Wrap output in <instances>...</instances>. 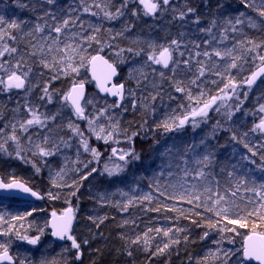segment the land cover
Instances as JSON below:
<instances>
[{
    "label": "trees",
    "instance_id": "1",
    "mask_svg": "<svg viewBox=\"0 0 264 264\" xmlns=\"http://www.w3.org/2000/svg\"><path fill=\"white\" fill-rule=\"evenodd\" d=\"M22 2H26V0H22ZM104 2L105 0H87V3L92 6V12H100V9L95 8L94 3L103 5ZM187 2L190 3V6L198 9L197 14L201 16L198 26L191 23L194 18L191 15L184 22L172 20L174 13L171 11V7L163 14L158 12L154 17L141 14L137 19L131 16L132 8L137 6L133 3L130 4L126 15L110 21L103 18V12H100L98 16H93L91 12L84 13L80 8V0H58V6L65 8V15L67 14V7L74 8L76 12L73 13V17L78 16L84 23L81 25L78 22L59 35L57 44H52L51 39H44L45 36H49V29H45L42 33H35V39L26 35L29 28L36 22V16L40 14L39 11L33 14L26 9L18 8L13 0H0V14L5 15L7 19L10 20L15 17L19 20L30 21V24L24 27L23 33L13 32V35L17 37L15 41L6 40L10 47L17 48L18 51L0 56V62H8V66L11 67L20 61L23 65L20 71L32 69L29 73V84L37 85L32 89L29 99L22 95L24 90L13 88L11 92H6L0 86V128L4 129V133L0 134V142L12 134L11 125L14 121L27 119L23 107L26 101H29L33 106L39 105L41 101L38 97L42 94L44 84L54 75L49 69L43 68L39 63L40 58L47 59L52 64L63 57L65 65L70 58L72 66L78 67L76 73L61 74L59 79L51 80L49 90L56 96L67 92L73 81L78 83L88 79L87 63L90 57L96 53H102L113 62L115 60L111 53L118 52L126 59L125 64L128 65L126 70L129 76V70L133 66L146 65L144 63L147 60L146 41L167 44L173 38L181 40L179 49V52L183 53L181 60H189L190 63L189 65L181 64L175 75L173 72L170 73V67L163 68L161 65L149 62L146 65L149 71V74H146L147 79H141L140 87L137 88L136 79L124 76L122 69L118 66V79L125 83L126 90H135L137 100L145 96L150 99L149 93H154L157 90L153 88L154 84L164 93L163 102L159 98L155 101L157 111L156 115L152 116L139 107L133 110V98L128 95L127 91L125 92V98L121 104L127 111L117 109L115 117L120 120L121 129L131 132L137 131L139 124L144 119L148 120V126L151 127L163 117L166 110L176 108L180 103L187 104L185 95L175 92V82L181 81L183 82L181 86H187L192 79L198 77L199 65L197 61L203 62L209 71L204 76L199 77L198 85H191L193 95H198L201 89L219 95L218 88L222 87L223 83L221 82L222 78L216 76L215 72H223L231 63L232 57H217L213 50H219L223 53L228 49H234L233 56L243 57L244 49L236 42L246 38L252 39L256 43L264 41V26L252 28L245 20L243 26L237 25L241 30L233 32L231 26L224 23L229 18L234 22L240 13H244L245 17L257 18V13L249 7H245L242 0H208L207 7L202 0H187ZM260 2L261 0H254L257 5ZM112 3L114 6L106 10L114 12L115 6H119L121 0H112ZM185 3L186 0H171V5L178 9ZM218 5H222V7L218 8ZM55 10L53 8V11ZM213 16L217 18L218 23L217 26L213 27L211 36L208 33L200 32L199 28L207 27ZM125 24H131L132 28L123 36H116L115 33L123 30ZM90 25L101 29L96 33L100 40L99 44L95 41L89 42L81 39L83 36L92 35L94 29ZM221 28L225 29L227 38L221 37ZM182 32L185 35L181 37L180 33ZM72 33H78V35L72 36ZM57 35V33L51 32L52 38H56ZM205 40L210 41L208 45L203 43ZM193 41L199 47H195ZM66 44H72L73 47L65 48ZM33 45L36 47L33 48ZM40 45H44V52L42 53L39 52ZM49 45H51V51H49ZM2 48L3 44H0V50ZM128 48L134 50L144 48L146 51L140 56H134L127 51ZM121 49L125 51L121 53ZM204 51L212 53L211 57L203 56ZM30 52H37V55H29ZM257 52L264 55V48L257 49ZM253 55L255 53L246 57L247 64L244 63L243 59L237 61L238 64H243L246 70L241 72L237 68L232 70L231 74L240 80L248 76L255 68V65L251 63ZM82 57L84 58V66L80 67ZM56 67L59 68L60 65L56 64ZM161 71L164 72V80L160 78ZM132 75L139 78L140 73L134 71ZM224 75L227 76L228 73L225 72ZM168 77H172V79L170 80ZM214 80L217 81L216 84L212 83ZM263 83L264 80H258L251 90L242 87V92L239 93L242 99L243 91L249 93L242 106L243 110L236 113L232 121L224 123V127L232 128L238 137L242 133L248 132V136L244 138V143L252 148V152L248 151L244 143L233 141L230 131H218L216 138L211 143L223 145L217 150V158L223 163L225 171L221 172V165L217 164L212 169L216 174L215 180L209 178L211 182L196 181L198 187L193 196L199 195L200 200H193L191 204L188 203V199L192 197L180 185L184 184L185 188H190L193 183L192 178L184 177L182 169L185 166L178 158L160 157L158 153L162 151V147L156 151L151 149L153 144L151 133L146 140L140 139V136L134 138L135 149L140 154L141 159L128 167L125 172L113 177H109L106 173L100 176H95L92 173L87 179L81 181V176L84 175L83 164L91 160V166L94 163L98 167L101 166V161H105L106 151L109 150H105V147L111 146L110 142L106 143L96 139L85 127L86 123L83 119H78L80 120L78 126L84 132L90 146L96 147L101 153L99 161L92 160L91 153H85L83 148L79 146L80 137L74 136L67 129L66 125L69 121L74 125L76 123V117L71 110L68 112L60 111L55 121L47 124V128L52 129V142H58L60 137L65 140L72 137L69 141L70 146H61L53 156L40 159L32 155L33 152L38 151L35 144L48 134L46 129L35 128L34 130L29 129L27 133H22L17 128L16 135L20 138L21 151L26 157L35 159L37 165L41 167V171L36 173L31 163L25 164L16 157L12 159L11 157L15 155L16 146L9 141L7 148L12 155L0 154V176L4 181H8L14 176L26 182L30 187L40 192L43 199L41 201H28L0 197V216H3V221H0V243L10 242V253L16 258V264H20L21 261H24V264H41L42 261H48L49 264H198V262L199 264H217L214 258L209 255L210 250L215 251L217 247L213 241L220 240L223 236V250L235 252L236 249L241 248L242 238L248 232L264 233V219H261V216H264V208L260 206V198L255 192L246 191V188L253 185L249 183L237 186V177H247L248 179L254 177L258 183L261 178H264V171L257 167V165L264 163V160L261 159L264 157V133L250 131L253 125L258 123L261 116L264 115L258 111V105L264 103V98H261L264 97V85L261 89L258 87ZM257 87L258 89H256ZM92 91L94 88L89 86L88 93ZM169 93L175 97V100L168 99ZM42 103H48V101L45 100ZM230 103H235V101L232 100ZM17 108H19L18 113L14 112ZM217 119L222 120L223 118L214 112L205 128H199L195 132H184L183 136L170 137L169 142L181 144L184 141L199 140L211 130L212 124ZM57 125L61 127L57 128ZM29 137L32 138L31 145L29 144ZM155 139H160L159 134L155 136ZM48 146L51 147V144ZM78 150L80 152L79 157L77 156ZM244 156H248L249 159L243 160L242 157ZM77 161L81 162L79 164L80 173L75 171L77 164L74 162ZM177 164L180 165L179 168ZM168 165L171 166L168 167ZM91 166L88 168L89 172H91ZM188 167L191 168L192 165L189 164ZM61 168L65 169L64 179L61 181L57 178L56 184H53L52 178ZM161 171H163L162 176L160 175ZM228 171H233L234 175L229 177ZM169 172H172L171 176L168 175ZM185 180H187V184L184 183ZM72 181L77 182V187H71ZM157 185H159V189ZM172 185L176 187H172ZM205 187L210 188L211 191H204ZM73 192L76 194L72 195ZM161 192L164 195H161ZM49 193L56 198H50ZM147 195H150L152 199H144ZM220 196L224 197V201L219 207L230 208L229 219L246 217L248 228L241 229L238 225L228 224L226 220L216 216L214 212L206 211V207H213L209 197L214 200ZM125 204L128 207L126 210H122ZM67 206H74L76 209V218L71 234L74 233L73 236L81 244L82 258L80 260L75 259L76 252L71 250V241L67 239L61 242L55 241L49 235L48 212L50 210L61 211ZM34 209L35 211H33ZM253 212L256 214L249 217L248 214ZM25 213H31V215L24 216ZM20 216H24L23 220L12 219V217ZM89 217H92L96 223H99L100 218L105 219L97 229L96 223ZM209 221L212 223L219 222L228 228L235 227L240 234L237 235L233 232L221 234L218 230L213 229L207 238L201 240L200 237L203 236L204 232L209 231L207 226ZM9 225L15 231L9 232L5 236L3 232L7 231ZM42 228L44 233L40 235ZM157 229L160 231L158 232ZM176 229L181 231L178 232ZM165 230H171L167 236ZM16 231L20 235L29 237L40 235V240L36 245L29 244L27 241L20 240ZM137 237H139V242L132 243ZM185 237L188 239L185 240ZM229 238L235 242L229 243ZM84 240H88V244H83ZM173 241H178V243H173ZM165 245H168L166 249L164 248ZM65 249L69 251H65ZM158 249H164V251L159 252ZM129 252L131 255L128 254ZM153 253L157 254L153 255ZM205 257H207L206 262ZM235 261L236 257L233 255L229 259V264H235ZM248 264L254 263L248 262Z\"/></svg>",
    "mask_w": 264,
    "mask_h": 264
},
{
    "label": "snow or ice",
    "instance_id": "2",
    "mask_svg": "<svg viewBox=\"0 0 264 264\" xmlns=\"http://www.w3.org/2000/svg\"><path fill=\"white\" fill-rule=\"evenodd\" d=\"M205 7L208 6V0H202ZM13 3L20 9H26L33 14L39 11V15L36 16V22L32 27L29 28L26 35L32 36L35 39V33H42L45 29H49V36H45V40L51 39L52 44H57L59 40V35L66 32L72 26L76 25L78 22L82 25L84 22L80 20L78 16L73 17V13L76 12V9L67 7V14L65 15V8L58 6V0H26V2H22V0H13ZM135 3L137 6L133 7L131 10V16L133 18H139L141 14L144 16H155L158 12L163 14L168 11L171 7V11L174 13L172 20H179L184 22L187 20L189 15L193 16L191 23L194 25H199L201 21V16L198 15V9L190 6V3L187 2L181 6V8H176L171 5V0H121L119 6H115V11H110L106 9H110L113 7L112 0H105L103 5L101 3H94L95 8L100 9V12H103V18L107 20H116L120 17H123L127 14V10L130 4ZM242 3L245 7L251 8L254 12L257 13V18H253L251 16L245 17L244 13H240L234 20L229 18L224 21V23L228 26H231V31L239 32L241 29L237 27V25L243 26L245 20L247 24L252 28H257L258 26H264V0H261L260 4L257 5L254 3V0H242ZM45 6H48L47 8ZM222 7V5H218V8ZM53 8L56 10L53 11ZM80 8L84 13H89L93 16L100 15V12H92V6L87 3V0H80ZM42 21V22H41ZM51 21V23H49ZM171 23V21H169ZM217 18L213 16L209 25L205 28H199L200 32L208 33L210 36L213 31V27L217 26ZM30 21L28 20H19L17 18L7 19L5 15L0 14V44H3L2 50H0V56H4L5 53H16L18 51L17 48L10 47L6 40L15 41L17 37L13 35V32L23 33L24 27L29 25ZM91 26V25H90ZM93 27V33L90 36H83L81 39L85 41H95L97 44L100 43V40L97 38L96 33H98L101 29L96 26ZM132 28L131 24H125L123 30L115 33L116 36H123L125 32L129 31ZM109 31H111L109 29ZM51 32L57 33L56 38L51 37ZM78 33H72V36H76ZM185 33H180L182 37ZM221 37L227 38L225 35V29L221 28ZM114 38V37H113ZM209 40H205L203 43L205 45L209 44ZM147 44V60H145V64H155L161 65L163 68H172L173 74L178 71L179 66L189 65V60H179L174 57L175 52H179L181 40L171 39L167 44H160L156 41H146ZM195 47H199L195 41L192 42ZM237 45L244 49V56H233L234 49H228L225 52H221L219 50H213L215 56L217 57H232V61L223 72L216 71L215 75L221 77V82L223 86L218 88L219 95L211 94L210 92H206L203 89L199 92L198 95H193L191 90V85H198L199 77L205 75L209 69L204 65L203 62L197 61L199 67L197 71L199 72V76L192 79L187 86H181L183 82L176 81L175 82V92L184 94L185 99L187 100V104L180 103L176 108H172L170 110H166L161 119L155 122V124L151 127L148 126V120L144 119L142 123L139 124L138 130L131 132L128 134L127 130H120V120L115 116H107L108 112L113 109H124V106L121 104V101L125 98V92L127 91L128 95L132 96V108L133 110L138 107L141 108L145 113H150L152 116L156 115V105L155 101L159 98L161 102H163L164 93L161 89L158 88L157 85H153L154 89H157L154 93H149L150 99L148 96L141 97L140 100H137L135 90L127 89L124 83L119 85L113 84L111 87H108L109 82L112 77L116 75V68L112 64H108L107 61L104 63L107 65L109 71L104 76L103 80L99 77L96 78L97 87L100 92L107 93L114 97H118L114 104H107L101 107L96 114L95 117L89 118L85 114V108L82 106V102L85 101V92H84V82L76 83L73 81L71 88L64 93L61 97L62 106L71 107L73 110V114L80 118L88 121L89 131L92 132L98 140L102 139L106 143L109 140H112L114 136L123 135L125 141L128 143L127 148H116L113 147L111 154L108 160L104 164L103 173H106L109 177L119 176L121 173L125 172L128 167H131L138 161H140L141 156L136 151L134 145V138L141 135L143 132L145 138H149V133L152 134L151 138L153 139V144L151 145V149L156 151L159 147H162V151H159L160 157H169V158H178L181 163L185 166L182 171L184 177H191L193 183L190 188H185L184 184H181L180 187L184 189L188 195L192 198L188 199V203H193V200L199 201L200 196L194 195L193 193L196 191L198 185L196 181L200 182H211V180L216 179V174L212 171L215 165L220 164V171L224 172L225 167L222 162H220L217 158V150L223 145L212 144L211 141L216 138L217 132L220 130L230 131L232 133L231 139L233 141H238L239 143H244V138L248 136V132H244L241 136H237L236 131H233L232 128H225L224 123L226 121H232L234 115L243 110L242 106L245 100L248 98V91H243V99L239 95L242 87H246L248 90H251L253 86L257 83L258 80H264V55H260L257 52V49L264 48V41L256 43L252 39L246 38L245 40H238ZM36 45H33L35 48ZM72 44H66L65 48H72ZM79 47V46H77ZM75 50V49H73ZM49 51H51V45H49ZM124 49H121L120 52L123 53ZM127 51L132 53L134 56H140L145 53L144 48H140L139 50H134L133 48H128ZM39 52H44V45L39 46ZM255 53L252 56L251 63L255 65L254 70L250 72V74L244 77L242 80L238 79L237 76H233L231 74L232 70L239 68L240 71L246 70L243 64H238L237 61L244 60V63L247 64L248 61L246 57L249 54ZM29 55H37V52H30ZM182 56L183 53H180ZM199 55V53H197ZM212 53L209 51H204L203 56L211 57ZM83 57L81 58L82 62L80 67H83ZM98 60H103V57L96 55L91 57V63L93 67H95V62ZM258 60V63H257ZM39 63L45 69H49L54 73L51 79L44 84L42 89V94L38 97V99L43 102L47 100L49 103L53 101L54 93L49 90V84L51 80L59 79L61 74L69 75L70 73L78 72V67L72 66L71 60L69 58L67 64L65 65V60L63 57L59 61H55V63L50 64L47 59L40 58ZM56 64H59L60 67L57 68ZM23 65L20 61H17L15 65L8 67V62H0V72H3L6 75V79L4 75H0V85L3 86L4 90L9 89H20L24 90L25 94L31 93L32 89L37 87V85L29 84V73L32 71L29 68L27 71H20ZM215 67V65H213ZM134 71H139V78L132 75ZM155 71V69H153ZM227 72L228 75L225 76L224 73ZM161 80L165 79L164 72H160ZM239 75V73H238ZM129 76L132 79H136L137 88L140 87L141 79L146 80L147 77L143 73L142 69L140 70H129ZM168 79H172V77H168ZM213 84H216L217 81H212ZM264 98V97H261ZM169 100H175V97L168 94ZM234 100L235 103H230V101ZM87 104L94 105L93 100H87ZM25 109V114L27 119L21 121H14L11 125L12 134L9 135L6 139H3V142H0V152H4L7 155H12L11 152H8L7 144L9 141L15 143L16 151L15 157L20 159L25 164L31 163L32 167L35 169L36 173L41 171V167L37 165L35 160H29L21 151L20 147V138L16 135L17 128L22 133H27L28 130L33 126H39L42 129H46L47 133L43 136V139L35 144V148L38 150L33 152V157H38L40 159L50 157L55 155L61 146H70L69 141H71L72 137H69L68 140H65L63 137H60L58 142H52L51 133L52 129L47 128V124L49 121L54 122L57 115L59 113H53L51 115L46 112H41L39 110V105L33 106L29 101H26L23 105ZM127 111V109H124ZM215 112L220 115L223 119H217L214 124H212L211 130L206 132L203 137L199 140H193L192 142L184 141L181 144L170 143L169 138L173 136H183L184 132L189 128L192 132H195L197 129L201 127V125H207L211 119L210 113ZM258 111L260 113H264V103H260L258 105ZM14 112L18 113L19 108L15 109ZM247 114V112H245ZM108 118L107 126L101 124L99 125V131H96L95 125L97 124L100 117ZM61 127L57 125V128ZM67 129L73 133L74 136L80 137L79 146L83 148L85 153L90 152L92 156V160L99 161L101 158V153L95 148L91 147L88 139L85 137L84 132L79 128L78 125H74L71 121L66 125ZM251 132H260L264 133V115L261 116L258 123L254 124L250 129ZM4 133V129L0 128V134ZM159 134L160 139H155V136ZM119 143V141H116ZM29 144H32V138L29 137ZM51 144V147L48 145ZM244 146L248 148L249 152H252V148L249 147L247 143H244ZM31 150V149H29ZM199 150V151H198ZM80 152L77 151V156L79 157ZM255 155V153H253ZM243 160H248V156L242 157ZM264 160V157L261 158ZM77 164L75 171L77 173L81 172V167L79 164L81 162H74ZM92 161H88L83 164V172L84 175L81 176V181L87 179L91 176L92 173L98 171L97 168H92L91 172L88 171V168L91 166ZM191 164L192 167L189 168L188 165ZM171 165H168L170 167ZM179 168L180 165L177 164ZM234 167V166H233ZM257 167L264 171V163L257 165ZM65 175V169L61 168L60 171L56 172L55 177L52 178V183L56 184V179L59 178L63 181ZM160 175H163V171H161ZM169 176L172 175V172L168 173ZM234 175L233 171H228V176L232 177ZM211 178V180L209 179ZM239 187L240 185H247L251 183L253 186L250 188H246V191L255 192L256 195L260 198V206L264 208V178H261V181L258 183L256 178L248 179L247 177H237ZM219 183V181H216ZM187 184V180L184 182ZM71 187H77V182L72 181ZM151 187V185H150ZM172 187H176L172 185ZM159 189V185H157ZM0 189L3 190H19L23 193L30 194L33 197L40 198L39 193L37 191H33V189L26 183L20 179L11 177L7 182L3 179H0ZM204 191H211L210 188L205 187ZM76 193L73 192L72 195ZM124 195V193H121ZM161 195H164L161 192ZM50 198H56L49 193ZM183 198V197H181ZM144 199L151 200L152 197L147 195ZM213 207H206L207 212H214L216 216L222 217L227 221L228 224L238 225L239 228L245 229L248 228L247 218L241 217L240 219H229L230 208L229 207H219L221 203L224 201V197L220 196L218 199H211L209 197ZM119 206V205H117ZM199 206V205H197ZM128 207L127 204L123 206L122 210H126ZM35 211V209L33 210ZM159 211V209H156ZM72 209L68 208L65 210L64 214L61 216H57L55 211L52 212V219L48 222L52 229V236L58 237L61 240L67 239L71 241V250H75L76 252V260H80L82 258L81 252V244L77 242V239L71 234V218ZM256 213H249V217L255 215ZM31 215V213H25L24 216ZM197 215H200L197 213ZM24 216L20 217H12V219H20L23 220ZM90 220H93L94 223L96 221L89 217ZM105 218H100L99 223H96L97 229H99L100 224L103 223ZM261 219H264V216H261ZM0 221H3V216H0ZM209 231L204 232L203 236L200 237L201 240L207 238L210 234V231L213 229L218 230L221 234L227 232H233L239 235L235 227L228 228L227 226L221 225L219 222L212 223L209 221L208 223ZM255 227V225H253ZM15 231L14 228L9 225L7 231L3 232V235L7 236L9 232ZM159 232L160 229H157ZM171 230H165V235H168V232ZM176 231H181L180 229H176ZM44 229H40V235H43ZM16 235L20 240L27 241L29 244L36 245L40 240V235L35 237H29L27 235H20L18 231H16ZM123 238V237H122ZM188 238L185 237V240ZM139 242V237L132 241V243ZM229 243H234L235 241L229 238ZM173 243H178V241H173ZM215 245H217L215 251L209 252L217 264H229V259L231 256L236 257L235 264H248L249 261L255 260L257 264H264V234H258L255 231L250 232L248 235L243 237V244L240 249H236L235 252L232 250L224 251L222 248L223 244V236L220 240L213 241ZM83 244H88V240H84ZM168 245H165L166 249ZM65 251H69L65 249ZM159 252H163L164 249H158ZM131 255V252L128 253ZM157 253H153L156 255ZM205 262L207 261V257L204 258ZM0 264H16V258L10 254V242L9 243H0ZM20 264H24V261H21ZM41 264H49L48 261H42ZM199 264V262H198Z\"/></svg>",
    "mask_w": 264,
    "mask_h": 264
},
{
    "label": "rangeland",
    "instance_id": "3",
    "mask_svg": "<svg viewBox=\"0 0 264 264\" xmlns=\"http://www.w3.org/2000/svg\"><path fill=\"white\" fill-rule=\"evenodd\" d=\"M111 56H113V58H114V60L116 61H113V63L114 64H116V65H118L121 69H122V73L124 74V76H128V72H127V67H128V65L127 64H125L126 63V59H125V57H123V56H121L118 52H112L111 53ZM174 57L176 58V59H179V60H181V55H180V52H175L174 53ZM130 65V64H129ZM8 67H10V66H8ZM131 69H134V70H140V69H142V71H143V73L146 75V74H149V71L147 70V66L146 65H143V66H133V68H131ZM170 73L171 72H173L172 71V68L170 67ZM139 72V71H138ZM135 73H136V71H135ZM0 75H4V73L3 72H0ZM4 78H6V75H4ZM128 78H129V76H128ZM84 82H88V80H85ZM124 83V82H123ZM125 84V83H124ZM264 85V83L263 84H260L258 87L261 89L262 88V86ZM0 86H2V85H0ZM3 87V86H2ZM258 87L256 88V89H258ZM6 92H11L12 91V89H9V90H5ZM242 92V91H241ZM22 95L24 96V97H27L28 99L30 98V96H31V93H28L27 95L25 94V92H23L22 93ZM64 95V94H63ZM63 95H54L53 96V101L51 102V103H42V102H40L39 103V110L41 111V112H46L47 114H49V115H51V114H53V113H59L60 111L61 112H68V110H71V107H64V106H62V101H61V97L63 96ZM239 95H241V94H239ZM87 100H93L94 101V105H92V104H87L86 103V101ZM105 103H107V104H114L115 102L114 101H111V100H108V99H105V98H101L99 95H98V93L94 90V91H92V92H90L88 95H87V97H86V100H85V102H84V104H83V107L85 108V114L89 117V118H92V117H95L96 116V114L98 113V111H99V109L101 108V107H103L104 105H105ZM35 107V106H34ZM72 111V110H71ZM116 111H117V109H113V110H110L109 112H108V114H107V116H116ZM214 113V111L213 112H211L210 113V116L212 117V114ZM59 115V114H58ZM107 116L106 117H100L99 118V120H98V122H97V124L95 125V127H96V131H99V125H101V124H103V125H105V126H107V124H108V118H107ZM76 117V116H75ZM79 118L78 117H76V123H75V125H78L79 124V121L80 120H78ZM83 121L86 123V128L89 130V126H88V121L87 120H84L83 119ZM49 122H52V121H49ZM49 122H48V124H49ZM210 122V121H209ZM206 126L205 125H201V127L200 128H205ZM35 128H39V129H42V128H40L39 126H33V127H31L30 128V130H34ZM120 130H121V132H123V129H121L120 128ZM187 131H190V132H192L191 131V129L189 128ZM187 131H185V132H187ZM37 132V131H36ZM92 133V132H91ZM93 134V133H92ZM128 134L130 135L131 134V131H128ZM149 135V134H148ZM93 136L96 138V136L93 134ZM144 139V140H146L147 138H145L144 137V134H143V132H141V135H140V139ZM97 139V138H96ZM102 142H105L104 140H102V139H100ZM116 141H119V143H117ZM108 142H110L111 143V146L110 147H105V150H107V149H109L108 151H106V154H105V157H104V159H105V161H101V166H97V164H93L92 166H91V169L92 168H97L98 169V171L97 172H95V173H93V175H95V176H100V175H102V174H105V173H103V168H104V164H105V162L108 160V158H109V156H110V154H111V151H112V148L113 147H116V148H127L129 145H128V143L125 141V138H124V136L123 135H118V136H114L113 137V139L112 140H109ZM13 145L14 146H16L15 145V143H13ZM15 148V147H14ZM96 148V147H95ZM16 149V148H15ZM97 149V148H96ZM98 150V149H97ZM0 154H2V155H4L5 153L4 152H0ZM14 157H15V155H13L11 158L12 159H14ZM28 157V159H30V160H35V159H31L29 156H27ZM96 165V166H95ZM74 227V226H73ZM72 230H73V228H72ZM75 232V231H74ZM73 235H74V233H73ZM21 261V260H20Z\"/></svg>",
    "mask_w": 264,
    "mask_h": 264
},
{
    "label": "water",
    "instance_id": "4",
    "mask_svg": "<svg viewBox=\"0 0 264 264\" xmlns=\"http://www.w3.org/2000/svg\"><path fill=\"white\" fill-rule=\"evenodd\" d=\"M96 55H99V56L103 57V60L96 61L95 62V67H93V65L91 63V57H92L91 56L90 59L88 60V63H87L88 74H89L91 80L94 82V88H95L96 92L98 93V95L101 98H107L109 100H112V101H115L116 102V100L119 99L118 97H114L112 95H109L107 93H103V92H100L99 91V89L97 87V81H96V78L95 77H99L101 80H103L104 76L109 71L107 65L104 63V61H107L108 64H112L116 68V75L112 77L111 81L108 84V87H111L113 84L119 85V84L122 83L118 79V77H119V70H118L117 66L115 64H113L108 58H106L103 54L96 53L93 56H96ZM161 67H163V66H161ZM94 73H95V77H94ZM78 83H80V82H78ZM71 86H70V88H71ZM243 88H246V87H243ZM18 90H20V89H18ZM87 90H88V85H87L86 82H84L85 99L87 97ZM122 102H123V100L121 101V103ZM83 103L84 102H82V106H83ZM0 179H2L1 176H0ZM5 182H7V181H5ZM33 191H37V190L33 189ZM38 193H39L40 198L33 197L30 194L23 193V192H21L19 190H3V189H0V197H5V198H18V199H23V200H28V201H41L43 199V196H42V194L40 192H38ZM68 208H71L72 209V213H71L72 224H71V229H70V232H72V228L74 226V222H75V218H76V209L73 206H67L64 209H62L61 211L50 210L48 212V221H47V224L52 219V215L51 214H52L53 211H55L57 213V216H61V215L64 214L65 210L68 209ZM48 230H49L50 238L52 240L59 241V242L63 241V240H61L58 237L52 236V234H51L52 233V229H51V226L49 224H48ZM250 232H252V231H250ZM250 232H248L246 235H248ZM255 232L258 233V234H262V233L257 232V231H255ZM242 244H243V240H242ZM249 262L254 263V264H257V262L255 260H251Z\"/></svg>",
    "mask_w": 264,
    "mask_h": 264
},
{
    "label": "bare ground",
    "instance_id": "5",
    "mask_svg": "<svg viewBox=\"0 0 264 264\" xmlns=\"http://www.w3.org/2000/svg\"><path fill=\"white\" fill-rule=\"evenodd\" d=\"M113 63V62H112ZM114 64V63H113ZM116 65V64H115ZM117 67H118V65H116ZM87 77H88V82H86L87 83V85L88 86H92V87H94V82L91 80V78H90V76H89V74H88V70H87ZM74 207V206H73ZM75 208V207H74ZM262 234H264V233H262ZM246 235V234H245ZM244 235V236H245ZM242 240H243V238H242Z\"/></svg>",
    "mask_w": 264,
    "mask_h": 264
}]
</instances>
